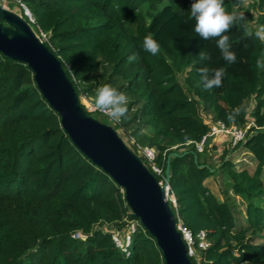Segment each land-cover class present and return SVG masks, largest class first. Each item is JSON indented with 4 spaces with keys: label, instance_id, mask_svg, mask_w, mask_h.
<instances>
[{
    "label": "trees",
    "instance_id": "16d2710c",
    "mask_svg": "<svg viewBox=\"0 0 264 264\" xmlns=\"http://www.w3.org/2000/svg\"><path fill=\"white\" fill-rule=\"evenodd\" d=\"M243 1L224 0L228 11L246 12L243 26L238 21L225 33L236 54L232 64L215 39L205 41L194 32L188 20L192 0H22L33 23L20 10L36 34H46L42 42L61 61L87 115L153 147L163 170L170 155L175 206L169 204L193 233L206 231L204 264H264V244L255 240L264 241V69L255 65L264 42L245 32V26L256 29L250 20L264 24V0L245 8ZM148 35L160 45L155 56L143 50ZM201 52L208 58L201 59ZM133 54L137 59L130 62ZM201 67H224L222 86L205 90ZM104 83L128 98L126 115L115 123L82 103L83 96L92 101ZM206 112L226 125L253 122L235 148L251 154L252 172L236 169L227 148L213 163L211 152L228 142L197 151L194 142L210 127ZM127 146L138 155L134 144ZM217 174L224 180L221 199L205 184ZM232 195L245 202L244 225L236 224ZM128 219L138 220L124 192L73 145L30 68L0 52V264H164L141 223L128 253L116 247L111 233L121 232ZM76 230L87 237L73 238Z\"/></svg>",
    "mask_w": 264,
    "mask_h": 264
},
{
    "label": "water",
    "instance_id": "95a60500",
    "mask_svg": "<svg viewBox=\"0 0 264 264\" xmlns=\"http://www.w3.org/2000/svg\"><path fill=\"white\" fill-rule=\"evenodd\" d=\"M0 52L30 68L38 90L60 117L61 128L73 145L122 189L132 216L155 239L164 264H193L176 229L175 215L165 192L164 186L169 185L170 155L164 183L160 185L111 124L86 114L61 61L39 39L28 21L2 5Z\"/></svg>",
    "mask_w": 264,
    "mask_h": 264
},
{
    "label": "clouds",
    "instance_id": "9594fccd",
    "mask_svg": "<svg viewBox=\"0 0 264 264\" xmlns=\"http://www.w3.org/2000/svg\"><path fill=\"white\" fill-rule=\"evenodd\" d=\"M116 7L119 8L120 6L117 5ZM244 19L242 14L237 15L228 11L224 0H192L188 9V20L193 22V30L196 35L205 41L215 39L223 59L229 64L236 62V54L231 50L229 36L225 33L238 21L243 26ZM245 32L247 35L264 42V24L258 26L254 31L245 26ZM142 47L144 51L153 56L160 51V45L150 35L143 38ZM200 56L201 59L208 58L203 52L200 53ZM136 59L135 54L128 56L130 62ZM255 65L258 69H264V50H261L257 56ZM197 71L200 77L199 83L203 85L205 90L222 86L226 72L224 67L211 70L207 67H201ZM92 104L95 111L119 121L127 113L128 98L112 85L104 83L95 89ZM228 118L233 119V115L229 114Z\"/></svg>",
    "mask_w": 264,
    "mask_h": 264
},
{
    "label": "built area",
    "instance_id": "2783aa9c",
    "mask_svg": "<svg viewBox=\"0 0 264 264\" xmlns=\"http://www.w3.org/2000/svg\"><path fill=\"white\" fill-rule=\"evenodd\" d=\"M16 1L19 6V11L17 13L20 14V10H22L23 14L27 17V19L33 23L34 18L27 9L26 5L22 2V0H16ZM0 5L9 9L7 5V0H0ZM36 35L39 37L41 41L47 40L46 34H44L42 31H40L39 34ZM82 100H84L83 104L88 111L91 112L95 111L91 101H89L84 96L82 97ZM101 114L108 117V119L114 123L117 121L103 113ZM205 122L209 123L210 126L208 132L201 138L200 141L194 142L198 152H203L206 144H208V146L211 147L214 143L217 142L220 143L228 142L229 147L235 149L239 143L244 141L250 126L254 125L253 122H248L243 127L234 124L226 125L220 120H214V121L212 120L211 122L210 121H205ZM255 128L257 127L255 126ZM131 144H134L136 146L137 154L145 160L147 165H149V167L151 168V172L160 177V179L157 181L160 185H163L165 174L163 168L157 165L155 162V155H156L155 149L153 147L141 146L137 142H135L133 138H131ZM145 162L143 163L146 165ZM164 187L168 201L172 202L173 205L175 206V199L173 194L170 193L169 185H165ZM139 223L140 222L138 220L128 219L126 221V227L121 232H119L118 230H113V232L111 233L112 240L114 241L116 247H118L122 252L128 253V247L130 245L132 235L135 232ZM175 225L177 231H179L180 236L186 246V253L188 258L193 259L195 264H204L206 261L202 257L201 251L205 250L210 245V241L208 239L206 231L201 229L196 233H193L189 228H187L182 224V222L177 216H175ZM71 236L75 239H82V240H84L87 237L86 234H83L81 231L78 230L74 231Z\"/></svg>",
    "mask_w": 264,
    "mask_h": 264
},
{
    "label": "rangeland",
    "instance_id": "374dc122",
    "mask_svg": "<svg viewBox=\"0 0 264 264\" xmlns=\"http://www.w3.org/2000/svg\"><path fill=\"white\" fill-rule=\"evenodd\" d=\"M252 0H244L242 3V7L245 8V6H247L248 3H250ZM165 3V2H164ZM12 6H18V3L13 1L12 2ZM19 11V10H18ZM237 13L239 15H243L244 18L246 17V12L244 10H237ZM253 16H256V12L252 11ZM249 24L254 27L257 28L258 26L256 25V23L253 20L249 21ZM183 75H180V78L182 79ZM84 102V100H82V103ZM92 102V101H91ZM247 108L250 110L252 107V101H249L247 104ZM93 115V114H92ZM204 117V121H212V113L211 112H206L203 113ZM100 117V116H99ZM100 120V118H98ZM112 125V124H111ZM119 136L126 142L127 145L130 146L131 144V138L129 135H127L124 131L122 130H117ZM131 147V146H130ZM227 148L229 150V155L231 156L232 160L235 163V168L236 169H247L250 172H252L255 168V162L252 158H250L248 155H246L241 148H237V149H229V146L226 144L223 145H219L217 150L212 151L211 155H212V161L214 164H218V162L220 161V156L222 151ZM262 179L264 182V173H262ZM206 184L208 185L209 188H211V190H213L214 194L218 197V198H222L221 197V189L224 188V180L223 177L219 174H217L216 176H212L210 178H208L206 180ZM235 199H236V203H237V209L235 212V218H236V224L238 226L240 225H244L245 224V202L243 200H241L238 196L232 195ZM256 242L258 243H263L264 241L261 239H255Z\"/></svg>",
    "mask_w": 264,
    "mask_h": 264
},
{
    "label": "crops",
    "instance_id": "0c3cea01",
    "mask_svg": "<svg viewBox=\"0 0 264 264\" xmlns=\"http://www.w3.org/2000/svg\"><path fill=\"white\" fill-rule=\"evenodd\" d=\"M13 1L17 2L16 0H7V5H8V7H9L10 10H13V11H15V12H18V10H19V6H12V5H13V4H12ZM242 151H243L246 155H248L250 158H252V156H251L250 153L246 152L244 149H242ZM205 184H206V181H205ZM206 185H207V184H206ZM207 186H208V185H207ZM210 190H211V188H210ZM211 191L213 192V190H211ZM213 193H214V192H213Z\"/></svg>",
    "mask_w": 264,
    "mask_h": 264
}]
</instances>
